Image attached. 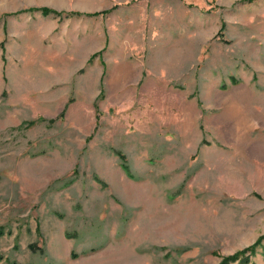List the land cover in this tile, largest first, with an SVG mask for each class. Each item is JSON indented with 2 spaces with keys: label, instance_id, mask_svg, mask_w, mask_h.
Returning <instances> with one entry per match:
<instances>
[{
  "label": "rangeland",
  "instance_id": "1",
  "mask_svg": "<svg viewBox=\"0 0 264 264\" xmlns=\"http://www.w3.org/2000/svg\"><path fill=\"white\" fill-rule=\"evenodd\" d=\"M260 147L264 0H0V264H264Z\"/></svg>",
  "mask_w": 264,
  "mask_h": 264
},
{
  "label": "trees",
  "instance_id": "2",
  "mask_svg": "<svg viewBox=\"0 0 264 264\" xmlns=\"http://www.w3.org/2000/svg\"><path fill=\"white\" fill-rule=\"evenodd\" d=\"M42 10V12H43V14H49L50 12H54V11H52L51 9H47V8H43V9H41ZM55 13V12H54ZM57 14H59V13H57ZM100 14H104V13H95V14H93V15H100ZM94 56H96V55H94ZM93 56V57H94ZM262 239L260 238L258 241H257V243L259 242V241H261ZM249 248H251V247H249ZM242 252H240V253H237L236 255H233L232 257H227V258H224V260L222 261V264H225V262L228 260V259H231L232 258V260H237L238 259V255L239 254H241ZM4 258H3V256L2 255H0V261L1 260H3Z\"/></svg>",
  "mask_w": 264,
  "mask_h": 264
},
{
  "label": "bare ground",
  "instance_id": "3",
  "mask_svg": "<svg viewBox=\"0 0 264 264\" xmlns=\"http://www.w3.org/2000/svg\"><path fill=\"white\" fill-rule=\"evenodd\" d=\"M159 64V63H158ZM160 65V64H159ZM168 67V66H167ZM261 150V152H264V148L263 147H260L259 148Z\"/></svg>",
  "mask_w": 264,
  "mask_h": 264
}]
</instances>
